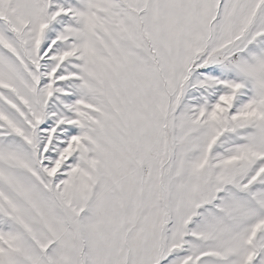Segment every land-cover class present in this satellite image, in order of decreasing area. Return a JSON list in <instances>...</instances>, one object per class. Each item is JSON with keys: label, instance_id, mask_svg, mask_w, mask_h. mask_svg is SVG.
<instances>
[{"label": "snow or ice", "instance_id": "6c2138e0", "mask_svg": "<svg viewBox=\"0 0 264 264\" xmlns=\"http://www.w3.org/2000/svg\"><path fill=\"white\" fill-rule=\"evenodd\" d=\"M0 264H264V0H0Z\"/></svg>", "mask_w": 264, "mask_h": 264}]
</instances>
